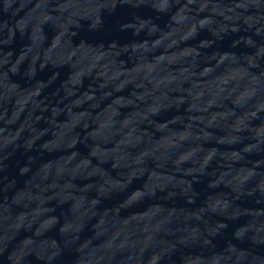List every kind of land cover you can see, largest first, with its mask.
Instances as JSON below:
<instances>
[{"label": "water", "instance_id": "obj_1", "mask_svg": "<svg viewBox=\"0 0 264 264\" xmlns=\"http://www.w3.org/2000/svg\"><path fill=\"white\" fill-rule=\"evenodd\" d=\"M0 264H264V0H0Z\"/></svg>", "mask_w": 264, "mask_h": 264}]
</instances>
